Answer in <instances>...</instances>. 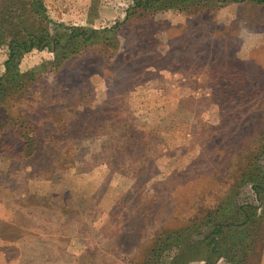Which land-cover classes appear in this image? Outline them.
Masks as SVG:
<instances>
[{
    "label": "rangeland",
    "instance_id": "1",
    "mask_svg": "<svg viewBox=\"0 0 264 264\" xmlns=\"http://www.w3.org/2000/svg\"><path fill=\"white\" fill-rule=\"evenodd\" d=\"M43 1L51 30L116 25L119 50L87 43L57 67L45 48L19 61L46 67L0 109V264H173L179 248L156 259L152 244L215 211L264 138V5L191 0L190 11L128 19L132 0ZM5 59L2 47L0 73ZM250 186L238 202L257 207L260 229L243 234L246 256L231 247V264H264V206Z\"/></svg>",
    "mask_w": 264,
    "mask_h": 264
},
{
    "label": "trees",
    "instance_id": "2",
    "mask_svg": "<svg viewBox=\"0 0 264 264\" xmlns=\"http://www.w3.org/2000/svg\"><path fill=\"white\" fill-rule=\"evenodd\" d=\"M208 1L216 3L249 2L264 5V0ZM190 3L191 0H132V4L126 11V16L128 18L139 13L142 16L150 17L168 10L182 11L185 7L190 11L188 9ZM21 10L30 14L28 16L30 24L32 22L38 24L35 29L33 28L34 25L28 28L29 26L25 24L21 17L23 15ZM52 23L53 20L48 18L43 0H0V48L6 47V59L3 61L4 70L0 73V109H8V107L15 105L23 94L33 89V84L39 81L40 76L44 73L46 66L43 69L31 67L24 71L19 68V61L33 49L45 48L51 51L53 59L46 62L54 67L63 65L69 57L74 56L83 46L88 45L87 43L108 41L105 45L112 47L108 51L111 57L119 50L118 26L116 25L112 27L113 30L109 28L100 31L90 29V32L87 28L72 27L70 32L66 34L57 29L51 30ZM176 30L174 36L175 33L178 35L179 31H185L186 28L179 26ZM101 35L105 38L101 39ZM221 47L222 44L220 43V50ZM116 58L118 56L111 62L112 65L119 62ZM157 58L160 56L158 55ZM138 70H141V66ZM121 73L119 78L115 79V83L109 82L107 86L109 94L115 93L114 90L118 88V84L124 83V80L129 76L128 74L126 77V74ZM239 76L241 77V75ZM239 80L243 84L245 83L244 78H239ZM234 102L239 104L238 101ZM263 156L264 138L254 147L246 150L245 155H242L238 163L236 162L237 169L235 172L237 173L235 181L230 185L231 192L218 201L219 205L215 211H213L214 207L199 220H188L186 224L166 231L164 238L159 243L152 244L151 256L157 259L159 254L164 253L165 249L177 247L180 251L176 252L175 257H173V264H186L201 258H204L203 264H215L216 254L217 258L223 256L224 260H228L227 263L231 264L230 249L235 245L239 248L241 256H246L247 246L251 243L243 241V234L247 235V232L253 228L260 229L258 221L262 217L257 216L255 212L257 207L252 202H238V191L246 185H251L250 189L255 199L264 206V165L260 164ZM231 167L230 163L228 168ZM263 230L264 228L260 232L262 233ZM143 264L145 263L143 262Z\"/></svg>",
    "mask_w": 264,
    "mask_h": 264
}]
</instances>
